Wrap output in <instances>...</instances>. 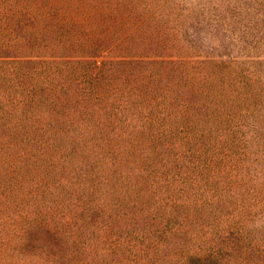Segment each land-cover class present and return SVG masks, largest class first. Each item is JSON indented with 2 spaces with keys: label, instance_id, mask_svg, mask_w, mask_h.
I'll return each mask as SVG.
<instances>
[{
  "label": "rangeland",
  "instance_id": "rangeland-1",
  "mask_svg": "<svg viewBox=\"0 0 264 264\" xmlns=\"http://www.w3.org/2000/svg\"><path fill=\"white\" fill-rule=\"evenodd\" d=\"M239 1L241 5L239 4L234 9H239L241 12L248 11L250 12L249 15L259 9H264V6L260 8V4L261 2L264 3V0H246V3H243L242 0H211V3H207L206 0H170L171 3H167V5L174 9L185 7L184 11L188 12L190 9L202 8L205 13H207V6H209L208 12L214 13L213 6L210 5H216L217 11L222 12L228 7L232 8ZM250 17L248 16L249 19ZM250 22L252 21L246 22L249 27L254 24L253 22L249 24ZM207 26V21H204L199 27L191 26L186 33L182 30V34L178 35L173 42L179 44L180 47L188 46L185 41L186 35L187 39L194 44L208 43L210 47H213L214 43L210 42L209 36L213 34L211 30L206 28ZM219 29H221V31L219 30L220 35H226L229 40L234 38L235 42L238 34L244 28L235 33L231 28H225L224 25L220 24ZM45 36L46 39L51 40L52 35ZM56 41H61L60 37H57ZM250 41L238 43L242 44L239 49L243 54L240 53L232 59L236 63L234 69L237 73L245 74L252 69L255 70L254 68L264 70V67L252 66L247 63L264 61L262 56H251V53H258L259 51L241 49L244 44H248ZM169 45L163 51L167 54H175L178 50ZM145 46L149 47L151 44ZM145 46L144 49H146ZM144 49L142 51L140 49L138 54H125L124 50L115 49L108 56L92 57L90 60L97 63L96 68L93 64L73 65L80 69L79 75L69 65H63L65 61L82 60L80 57L82 54H77V50L68 55L61 52L62 54L58 56L55 54L54 56H47L43 54L45 50L37 49L34 52L38 51L39 54L36 55L41 57H31V60L40 63L27 65L19 71V73L30 72L37 75L38 77H34L36 81L15 78V75L9 77L11 80L7 78L8 76L2 80L0 98L4 92L8 94V90H10L11 97L28 100V102L19 103L16 109L13 112L9 111L7 115H3V110L6 108L3 106L6 104L2 103L1 105L0 102V243L5 244L10 249L5 255H0V264H15L24 259H30V264L82 263L85 259L84 255L68 256V252L64 253L61 250L60 245L64 243L62 237L56 233L47 234L50 231L47 228L34 232L32 234L33 243L25 251H21L20 256H17L21 243L20 232L24 226L22 216L27 214L30 219V215H35L37 212L42 215L52 212L54 219L57 220L62 213L69 215L76 209H80L79 207H83L89 209L92 215L96 217L102 210L100 198L104 196V193L106 191L108 193H115L116 191L120 194L124 193L129 188L132 175L137 176L138 170L132 161L124 163V165L120 164L123 157L122 149L128 144L122 138V132H134L138 135L139 138L133 144L132 149L136 150V154L140 149L143 151L142 155L140 153L136 155L139 164H142L143 161L146 164L147 161L144 159L148 160V155L151 160L160 161L157 177H163L162 174L165 175V173H167V177H175L174 182L177 183L175 187L180 186L182 189L183 185L178 182L185 177L181 176L183 171L179 170L180 164L186 166V169H192L183 172L191 175L190 177L215 175L216 181L214 180L209 185L211 190L210 193L207 192L206 194L201 193L202 185L201 183L198 184L197 180L193 179L192 185L185 182V192L180 200L181 205L175 210L178 218L187 213L191 216L192 221L186 222L187 224H193L195 227L198 225L202 229H206L207 232L212 230L216 237L221 229L229 225L231 227L246 225L241 226V228L252 239L257 237L256 229L264 228V137L252 140L248 136L250 132L246 130L244 142L241 144L246 146L245 155L242 152L244 151L242 150L243 147L238 143V147L230 149L227 157L224 155L226 153L224 146L220 148L221 136L216 133L210 138L206 134L205 139H191L190 142H187L186 138L192 133V129L202 124L201 121L198 122L199 117L188 113L190 108H198V110H194L195 113H198L206 105V103L194 100H199L197 92L202 90L201 86L192 90L183 85H188L183 78L170 76L172 72L167 77L157 75L148 77L146 85L151 89L150 96L152 99L150 113L156 115L159 120L150 122L151 126L148 125L144 115H142L143 113H139L140 109L136 107L137 103L133 106L134 101L131 102L132 109L131 107L121 109L115 118L116 121L108 120L107 112H103V116L99 117L102 110L100 106H103L104 103L99 101L97 97L106 99L109 96V101L114 102L113 107L118 108L122 106V101L128 91V84H130L128 81L134 82L136 80L134 77L136 70L133 67L118 68L113 62L130 59L147 60L148 58L144 56L148 54L143 53ZM206 50L214 53L209 48ZM4 51L0 50V55H5ZM5 53L7 52L5 51ZM235 53L239 52L236 51ZM84 58L86 59V57ZM150 60L159 59L151 57ZM104 62H110V64H101ZM242 81L236 79L230 89L228 81L225 80L222 87L229 89L227 90L229 96L230 92H233L234 96L237 94L240 97L244 89L250 90L253 85H248L247 79ZM114 85L115 90L111 88ZM111 89L116 91V97H112L113 95L110 94ZM260 90L264 93V87H261ZM137 93L140 96L141 91ZM7 94L5 97H8ZM143 95L141 93L140 101L143 100ZM177 99H179L178 102H176ZM238 104L225 99L220 102L219 106L221 110L232 107L234 108L232 112H234L238 108L236 106ZM180 107L187 108V113L184 114L183 111L179 110ZM8 109L10 108L8 107ZM208 110L210 111L209 108ZM250 110H252L251 107ZM145 111L148 109L146 110L144 107L141 112ZM135 113L140 119L135 117ZM252 113L257 114L256 111ZM262 115L263 119H259V121L264 124V114ZM262 115H259V118H262ZM196 118L198 119L196 120ZM201 118L203 119V117ZM248 122L252 123L251 121ZM258 126V123L254 125V129H258ZM214 127L216 128V126ZM154 130L158 134L152 140L140 136L141 132L143 135H147ZM219 131L221 128L217 133ZM237 134L236 136H238ZM150 142L156 148L152 154L149 149L151 148ZM220 149L222 150L220 151ZM199 150H203L206 154L207 158L202 160L204 162L216 155L215 151L219 152L223 158L218 160V166L196 174L194 163H198L196 158L199 155ZM241 165H244L242 169L245 173V179L236 182L237 177H239L236 174H238L237 171H241ZM167 169H169L168 172H162ZM124 177L125 182H120V179ZM106 179L110 183H106ZM118 179L119 182L115 184ZM190 193L195 196L190 197ZM216 193L220 198L218 204H210L208 209H200L196 206L194 199L201 197L208 203H212L214 201L212 196ZM81 195L85 196V200H78ZM126 205L127 203L122 201L121 205L117 206L120 209L128 210ZM163 205L164 200H160L156 204L157 215L169 211ZM106 210L111 216H115V213L118 212L116 208ZM108 223L112 224L109 220ZM129 223L132 224V222ZM177 224L178 220L172 219L163 224L157 222L155 226L150 228L153 230L158 227L163 228L164 232ZM53 227L55 226L53 225ZM55 229L60 232L61 228L55 227ZM142 229L143 225H139L126 228L124 231L129 233ZM87 233L89 236L92 235L89 230ZM96 235L95 233L93 236ZM259 235V239L264 240V233ZM162 236L164 238L165 235L162 234ZM259 239L255 238L252 244ZM84 241H88L87 237L82 238V242ZM173 241L178 242V239L175 238L167 242L166 247L172 245ZM148 244H151V241ZM208 244L209 242H207ZM240 245L243 248L239 247L238 249H245V245ZM166 247H162L163 249L157 253L158 255L155 253L157 263L154 264H180L179 260L185 256V251L189 248H197L196 242L192 243L191 241L188 242L186 250L178 246L167 250ZM241 250H236L234 253L228 249L223 250L218 264H237L240 261L239 258L244 257ZM98 257H96L97 262H95L96 259H87V261L89 264H99L100 259ZM118 258H122V256L116 254L106 261L119 260ZM255 258H259L257 254ZM60 259L62 260L60 261ZM188 259L193 261L190 264H208L206 262L197 263L193 257H188ZM151 262L152 260L147 264H153ZM121 263L128 264V261L122 259Z\"/></svg>",
  "mask_w": 264,
  "mask_h": 264
},
{
  "label": "trees",
  "instance_id": "trees-1",
  "mask_svg": "<svg viewBox=\"0 0 264 264\" xmlns=\"http://www.w3.org/2000/svg\"><path fill=\"white\" fill-rule=\"evenodd\" d=\"M242 1L246 3V0ZM206 2L211 3V0H206ZM167 3H171L170 0H0V50L7 52L4 51L5 55H0V86L5 77L8 76L7 78L10 79L9 77L13 75H15V78L36 81L34 77L37 75L30 72L19 73V71L27 65L40 63L31 60V57H41L36 55L39 54L38 51L34 52L37 49L45 50L43 54L47 56H54V54L58 56L62 53L68 55L77 50V54H82L80 55L82 60L65 61L63 65H69L78 74L80 69L73 65H79L80 63L93 64L96 68L97 63L90 60L92 57L108 56L115 49L124 50L125 54H138L139 50L142 51L146 44H151L149 47L145 46L146 49L143 52L148 54L144 56L148 58L147 60L130 59L113 62L118 68L133 67L136 70L134 74L136 80L134 82L128 81L130 83L128 84V91L122 101V106L118 108L113 107L114 102L109 101V96L106 99L97 97L99 101L104 103L103 106H100L102 110L99 117L103 116V112H107L108 120L116 121L115 118L121 112V109L130 107L132 109L131 102L134 101L133 106L137 103L136 107L140 109L139 113H143L146 122L151 126L150 122L159 120V118L150 113L152 108L151 89L146 85V79L156 75L167 77L172 72L170 76L183 78L186 81L185 83L188 84L183 85L192 90L201 86L202 90L197 92L199 100H194L206 103L205 107L200 109L198 113L194 112L198 108H190L188 111V113L199 117L198 122L201 121L202 124L192 129V133L186 138L187 142H190L191 139H205L206 134L210 138L216 133L221 136L220 148L224 146V152H226L224 155L227 157L231 148L238 147L239 144L241 145L244 142L246 130L250 132L248 136L252 140L264 137V124L259 121V119H263L262 114H264V93L260 90L261 87H264V70L254 68L255 70L252 69L245 74L237 73L234 69L236 63L232 60L241 53L239 46L242 44L238 43L249 40L251 41L244 44L241 49L257 50L259 52L251 53V56L264 57V9H259L249 15L250 12L248 11L241 12L239 9H234L239 4L241 5L239 1L232 8L228 7L222 12L217 11L214 4L210 5L213 6L214 13L208 12L209 6H207V13L202 8H198V10L190 9V12H188L184 11L185 7L174 9ZM263 6L264 3L261 2L260 8H263ZM248 16H251L250 19ZM204 21L208 23L206 28L212 31L213 35H209L210 42H213L215 47H210L208 43L194 44V42L187 39L186 35L185 41L188 46L180 47L179 44L173 42L178 35L182 34V30L186 33L188 28L191 26L199 27ZM247 21H252L253 26L249 27ZM220 24L224 25L225 28H231L235 33L241 28L244 29L240 31L237 40L234 42V38L229 40L226 35L219 34V30L221 31L219 29ZM121 31L123 32L121 33ZM45 35H52L50 38L52 41L46 39ZM57 37H60L61 41H56ZM168 45L174 46L173 48L178 51L175 54L165 53L163 50L167 49ZM207 48L213 50L214 53L208 52ZM236 51L239 53H235ZM32 54L35 55L32 56ZM151 57H156L159 60H150ZM247 63L252 66L264 67V61L260 60ZM101 64H110V62ZM236 79L240 81L247 79L248 85L253 84L250 90L243 87L244 91L240 97L237 94L235 97L233 92H230L229 96L227 93L229 89L222 87L225 80H227L231 89V85ZM254 84H256V87H254ZM111 88L115 90V85ZM114 90H110L112 97L117 96ZM138 91H141L142 95L144 94L141 101L139 100L141 93H139V96ZM9 93L10 90H8V94L4 92L0 98L1 105L2 103L6 104L3 106L6 107L3 110V115H7L9 111L13 112L19 103L28 102V100L11 97ZM6 94L8 97H5ZM225 99L233 103H239L236 105L238 108L234 112H232L234 109L232 107L221 110L220 102ZM178 101L179 99L176 100V102ZM144 107L148 111L141 112ZM250 107L252 110H250ZM179 110L183 111L184 114L187 113L185 107H180ZM254 111L257 114L254 115L252 113ZM136 114H134L135 117L140 119ZM259 115H262V118H259ZM248 121L254 122V124ZM257 123L259 125L258 129H254V125ZM220 128L221 131L217 133ZM236 133H238V136H236ZM140 134L142 137L145 136L147 140H152L158 132L154 130V132H149L147 135H143L142 132ZM122 138L128 144L122 149L125 158L122 157L123 162L120 161V164L124 165V163L132 161V164L138 170L136 177L132 175L128 185L129 188L121 194L117 191L115 193L106 191L104 196L100 198L102 210L99 211L100 213L96 217L92 215L89 209L83 207H79L80 209H76L69 215L62 213L57 220L54 219V213L52 212L44 215L37 212L35 215H30V219L27 214L22 216L24 226L20 232L21 243L19 244V254L17 256H20L21 251H25L33 243L32 234L34 232L46 230L47 228L51 231L47 234L56 233L62 237L64 243L60 245L61 250L64 253L68 252V256L74 254L84 255L85 259L81 264H89L87 259H96L95 262H97V256L100 259L99 264H122V259H127L128 264H147L150 260L154 264L157 263L155 253L157 254L167 246V242L175 238L178 239V242L173 241L172 245L166 247L167 250L176 246L186 250L189 241L196 242L197 246L196 249L189 248L185 251V256L179 260L180 264L193 262L188 257H193L197 263L218 264L223 250L228 249L232 253L236 250L240 251L241 249L238 248H243L240 244L246 247L241 250L244 257H240L237 264H264V240L258 237L260 233H264V228L255 230L257 235L255 238L259 240L254 241L255 243L252 244L255 238L248 237L245 234L246 231L241 228V226L246 225L234 227L229 225L221 229L216 237L213 235L212 230H208V233L206 229H202L198 225L195 227L193 224H187L186 222H192L191 216L187 213L182 214L179 218L176 216L175 210L181 205V196L185 192V182L192 185L193 179L197 180V183L202 185L201 193L206 194L207 192L210 193L209 185L214 182L215 175L198 178L196 175L190 177L191 175L183 172L192 169H186V166L180 164L179 170L183 171L181 176L185 177L178 182L183 185L182 189L180 186L175 187L177 184L174 182L175 177L166 176L167 173L165 172H168L169 169L162 171L165 173V175L162 174L163 177H157L160 161L151 160L147 154L148 160L144 159L147 161L146 164L144 161L139 164L136 155L139 153L142 155L143 151L140 149L136 154V150L132 149L133 144L139 138L136 133L122 132ZM241 146L245 155L246 146L244 144ZM150 147L152 154L156 148L151 142ZM215 154L204 162L202 160L207 158L206 154L203 150H199V155L196 158L198 163H194L196 165L194 172L196 174L197 172L203 173L207 169L218 166V160L223 157L217 151H215ZM241 166V171H237L238 174H236V176H239L236 182L245 179V173L242 169L244 165ZM124 179L125 177L121 178L120 182H125ZM105 182L110 183L108 179ZM118 182L119 179L115 184ZM189 196L195 195L190 193ZM218 196L217 193L212 196L214 200L212 203H208L201 197L200 199H194V202L198 208L208 209L210 204L219 203L220 198ZM155 199L158 202L164 200L163 207L169 209V211L157 215L156 204L158 202ZM78 200H85V196L81 195ZM122 201L125 204L127 203L128 210L120 209L117 206L121 205ZM108 208H116L118 212L115 213V216H111L107 213L106 209ZM92 218L94 219L91 221ZM172 219L178 220V226L176 225L164 232L163 228L158 227L156 230L150 228L155 226L157 222L163 224ZM108 220L112 224L108 223ZM152 220L153 222H151ZM129 222H132V224ZM53 225L61 228L60 232ZM139 225H143V229L140 231L129 233L124 231L126 228ZM149 229L151 231H148ZM88 230L91 231L92 235L89 236ZM95 233L97 235L93 236ZM162 234L165 235L164 238ZM231 236H234V238H231ZM83 237H87L88 241L82 242ZM149 241H151V244L147 245ZM207 242H209L208 245ZM9 251L10 249L5 244L0 243V255H5ZM116 254H120L122 258L106 261ZM256 254L259 258H255ZM30 263V259H24L15 264Z\"/></svg>",
  "mask_w": 264,
  "mask_h": 264
}]
</instances>
